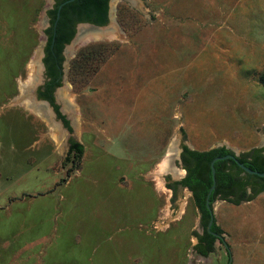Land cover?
<instances>
[{
  "label": "rangeland",
  "instance_id": "374dc122",
  "mask_svg": "<svg viewBox=\"0 0 264 264\" xmlns=\"http://www.w3.org/2000/svg\"><path fill=\"white\" fill-rule=\"evenodd\" d=\"M111 2L106 24L82 27L104 35L67 57L75 26L62 49L52 96L68 131L38 96L54 4L0 0V264H264V190L214 199L224 241L201 255V212L166 185L185 176L182 145L264 148V0ZM173 142L177 171L160 172Z\"/></svg>",
  "mask_w": 264,
  "mask_h": 264
},
{
  "label": "trees",
  "instance_id": "16d2710c",
  "mask_svg": "<svg viewBox=\"0 0 264 264\" xmlns=\"http://www.w3.org/2000/svg\"><path fill=\"white\" fill-rule=\"evenodd\" d=\"M64 0H55L53 8L48 10L50 26L45 30L48 36L47 43L44 48L43 62L46 68L47 80L44 83V90H39L38 96L50 102L57 117L62 120L64 126L70 131L69 121L59 111L58 105L53 101L52 93L56 87L60 85L61 79V63L63 60L62 49L67 44L75 33V26L79 22H88L96 25H104L107 22L108 2L109 0H73L65 4L61 10L58 19L56 20L57 6ZM56 24L54 26V22ZM69 149L74 152L77 157H81L83 146L75 141L73 138L69 139ZM231 153V150L225 146L213 147L207 150H194L186 145H182L180 159L182 164L187 169V174L178 181L167 182V187L176 191L177 185L181 187H188L192 190L193 200L196 207L201 213V219L204 228V233L198 235V242L195 245L196 251L201 255H207L213 248V242L216 236L212 232H220L219 227L215 221L212 222L210 230L207 225L209 222V213L205 206L206 194L212 184V176L210 169V162L215 156H223ZM241 162L246 164L249 168L264 172V148L254 147L248 151L240 154ZM75 158V156L73 157ZM225 160H216L214 162L215 168V189L212 190L209 200L210 205L214 199L222 195V199H226L228 195L239 194L235 199L230 198L229 201L238 203L242 199H251L255 194L264 190V177L248 174V177L254 180L251 184L252 194H247L245 186L248 181L241 180L228 172H225ZM233 166L235 164L233 163ZM236 167V166H235ZM72 166L66 170V175L69 176L72 171ZM239 169V168H238ZM62 178L60 181H65Z\"/></svg>",
  "mask_w": 264,
  "mask_h": 264
},
{
  "label": "water",
  "instance_id": "95a60500",
  "mask_svg": "<svg viewBox=\"0 0 264 264\" xmlns=\"http://www.w3.org/2000/svg\"><path fill=\"white\" fill-rule=\"evenodd\" d=\"M50 2H52L53 4H55V0H49ZM71 1H73V0H64V1H62L58 6H57V9H56V20L58 19V17H59V14H60V10H61V8L65 5V4H67V3H69V2H71ZM109 2H110V0H109ZM109 2H108V15H107V17H108V19H110V4H109ZM46 9V8H45ZM56 20H55V22H54V26H55V24H56ZM84 25H89V26H91V27H94V28H98V27H100L101 25H96V24H93V23H88V22H79V23H77V25H76V28H77V30H78V28L80 27V26H84ZM44 38L45 39H48V36H47V34L46 33H44ZM61 83H62V80H61ZM57 89L59 88V87H56ZM42 100V102L44 103V104H48L49 105V103H48V101H46V100H44V99H41ZM69 105V104H68ZM63 109V108H62ZM62 111V113H64L65 111H64V109L63 110H61ZM235 154H227V155H223V156H216V157H214L212 160H211V162H210V169H211V176H212V184H211V186H210V188H209V190H208V192H207V194H206V198H205V206H206V208H207V210H208V213H209V222H208V225H207V228H208V230H210V226H211V224H212V222L214 221V214H213V208L211 207V205H210V200H209V197H210V194H211V192H212V190H214V188H215V183H216V180H215V168H214V162L216 161V160H220V159H227V158H230V159H232L236 164H237V166H239L243 171H245L246 173H248V174H252V175H256V176H259V177H264V172H260V171H257V170H254V169H251V168H249L248 166H246V165H244L241 161H239L238 159H237V157H236V152H234ZM212 234H214L217 238H219L220 240H222V241H224V239H223V236L220 234V233H216V232H212ZM224 245H225V247L228 249V247H227V245H226V243L224 242Z\"/></svg>",
  "mask_w": 264,
  "mask_h": 264
},
{
  "label": "bare ground",
  "instance_id": "6f19581e",
  "mask_svg": "<svg viewBox=\"0 0 264 264\" xmlns=\"http://www.w3.org/2000/svg\"><path fill=\"white\" fill-rule=\"evenodd\" d=\"M117 0H112L111 2V8L114 9V6L116 4ZM83 26H80L78 28V36L77 38L74 40L72 46L70 47V50L69 52L67 53V57H70L74 50L79 46L80 43H82L83 41H85L86 39H89V38H93V37H96V36H101L102 33L103 35L105 34L103 31L101 32H98V31H93V30H87V31H83L82 29ZM40 56H41V47L37 50L36 52V55L35 57L33 58V61H32V74H31V80L30 81H33V78H34V75L36 73V69H37V63L39 65V60H40ZM29 81V83H26L25 87L22 89L23 92H25V94L27 92H30V88H31V82ZM66 94V92L64 93ZM28 96V95H27ZM64 98L67 97L66 95L63 96ZM28 98V97H27ZM30 99L28 98L27 99V104L28 106L31 104L30 103ZM32 105V104H31ZM38 109V108H37ZM66 109V108H65ZM38 112H42L44 113L45 110L43 109H38L37 110ZM55 128V127H54ZM57 129V128H56ZM56 132V131H55ZM177 148L175 146V142H173L170 146V150H169V153H168V156L167 158L164 160V162L160 165V172L161 171H167V170H171L172 172H176L177 170L175 169V167L173 166L172 164V158L176 157L177 156Z\"/></svg>",
  "mask_w": 264,
  "mask_h": 264
},
{
  "label": "flooded vegetation",
  "instance_id": "af4514ba",
  "mask_svg": "<svg viewBox=\"0 0 264 264\" xmlns=\"http://www.w3.org/2000/svg\"><path fill=\"white\" fill-rule=\"evenodd\" d=\"M61 80V79H60ZM40 90H44V86H42L41 88H40ZM44 100H46V99H44ZM46 101H48V100H46ZM48 103L50 104V102L48 101ZM51 105V104H50ZM52 106V105H51ZM53 108V107H52ZM53 110H54V108H53ZM60 111V110H59ZM55 112V111H54ZM56 113V112H55ZM62 113V112H61ZM56 116H57V114H56ZM65 116V115H64ZM58 118V117H57ZM59 119V118H58ZM67 119V118H66ZM61 120V119H60ZM62 121V120H61ZM63 123V122H62ZM64 125V124H63ZM65 127V126H64ZM66 128V127H65ZM68 130V129H67ZM69 131V130H68ZM181 151H182V147H181V150H180V153H181ZM180 153H179V162H180V165H181V169L182 170H184L185 171V175L187 174V169H186V167H185V165H183L182 164V161H181V159H180ZM228 154H235L234 153V151H232L231 150V153H228ZM225 155H227V154H225ZM216 157V156H215ZM236 157H237V159L239 160V161H241V156H240V154H237L236 155ZM229 161H227L226 162V167H225V172H228L229 174H231V175H233V176H235V177H239L241 180H246V181H248V184L246 185V186H248V189H251L252 190V188H251V184H249L250 183V180H251V178L250 177H248V173H246L245 171H243L239 166H237V164L232 160V159H230V158H227ZM220 160H225V159H220ZM233 163L235 164V166H233ZM243 163V162H242ZM244 164V163H243ZM244 165H246V164H244ZM247 166V165H246ZM239 168V169H238ZM250 175H252V174H250ZM177 186H179V185H177ZM246 186H245V189H246ZM181 187V186H180ZM181 188H186L187 190H189V192H190V194L192 195V197H193V192H192V190H190L188 187H181ZM215 189V188H214ZM172 190V189H171ZM173 191V190H172ZM174 192V191H173ZM175 193V192H174ZM246 193H247V191H246ZM237 195H239L238 193L237 194H231V195H228V197L227 198H233V199H235L236 197H237ZM222 195L220 194L219 195V197H221ZM203 218V213H201V215H200V220ZM215 232V231H214ZM204 233V232H203ZM202 233V234H203ZM216 233H218V232H216ZM217 238V237H216Z\"/></svg>",
  "mask_w": 264,
  "mask_h": 264
},
{
  "label": "crops",
  "instance_id": "0c3cea01",
  "mask_svg": "<svg viewBox=\"0 0 264 264\" xmlns=\"http://www.w3.org/2000/svg\"><path fill=\"white\" fill-rule=\"evenodd\" d=\"M68 182V181H67ZM67 182H65V181H60V183L59 184H66ZM147 185V184H146ZM148 186V185H147ZM61 198H60V201L61 202H63V195L62 196H60ZM59 208L61 209V207L59 206ZM158 209H159V205L157 206V209H156V212L158 211ZM69 211V210H68ZM158 214V213H157ZM56 218H73L72 216H70V215H63L62 214V211H60V213L58 214V216H56ZM42 238V237H41ZM29 240H30V238H29ZM44 245V244H43ZM45 246V245H44ZM32 261V260H31ZM35 261V260H34ZM35 263V262H34Z\"/></svg>",
  "mask_w": 264,
  "mask_h": 264
}]
</instances>
